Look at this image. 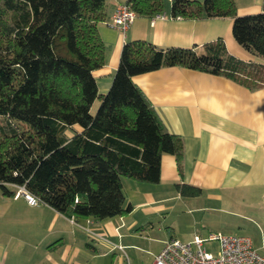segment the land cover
I'll list each match as a JSON object with an SVG mask.
<instances>
[{
	"label": "trees",
	"instance_id": "obj_1",
	"mask_svg": "<svg viewBox=\"0 0 264 264\" xmlns=\"http://www.w3.org/2000/svg\"><path fill=\"white\" fill-rule=\"evenodd\" d=\"M153 17L164 0H127ZM107 0H0V192L24 186L71 218L103 220L132 210L123 177L159 182L161 157L183 156L133 77L163 66L225 76L257 89L264 63L230 53L222 39L200 50L145 40L123 46L112 83L99 91L93 71L105 64L99 23ZM173 17H231L236 41L264 60L262 10L239 14L235 0H172ZM100 100L96 113L91 107ZM186 196L202 189L178 183Z\"/></svg>",
	"mask_w": 264,
	"mask_h": 264
},
{
	"label": "crops",
	"instance_id": "obj_2",
	"mask_svg": "<svg viewBox=\"0 0 264 264\" xmlns=\"http://www.w3.org/2000/svg\"><path fill=\"white\" fill-rule=\"evenodd\" d=\"M126 1L107 0V17L99 23L105 64L93 74L101 93L112 83L124 44L133 40L200 50L222 39L238 58L264 63L236 41L233 18H175L172 0H164V11L153 17L137 15L125 33L110 27L107 21ZM235 1L239 14L262 10L263 0ZM133 80L165 127L183 138L180 161L174 154H163L159 182L123 177L132 210L103 220L93 218L91 225L88 218H71L49 204L31 205L22 195L0 192V264H87L84 254L97 258L111 252V264H116V254L119 264H132L122 243L162 213L181 210L195 221L200 215L205 237L221 232L223 213L244 217L239 209L245 206L254 216L264 217V86L250 89L225 76L178 65L138 74ZM178 183L199 186L202 192L183 195Z\"/></svg>",
	"mask_w": 264,
	"mask_h": 264
},
{
	"label": "rangeland",
	"instance_id": "obj_3",
	"mask_svg": "<svg viewBox=\"0 0 264 264\" xmlns=\"http://www.w3.org/2000/svg\"><path fill=\"white\" fill-rule=\"evenodd\" d=\"M100 104V100L96 99L91 107V112L96 113ZM1 118V116H0ZM243 212L244 217L234 216L232 214H222L223 226L220 231L229 234L246 235L251 237L255 247L264 255V217L254 216L249 207L239 209ZM195 221L190 214H186L179 210L177 212L168 211L154 218L153 222L147 223L146 227L135 231L122 244L131 260L132 264H148L154 256L155 251L161 246L163 239L179 238L182 240L192 239L195 235H199V231L203 232L200 215ZM218 232V231H217ZM206 247L216 254L218 243H206ZM105 251L104 249L99 252ZM121 252V251H119ZM87 264H111L114 253L108 256L102 255L97 258L91 257V254H84ZM116 264H119V255L116 254ZM155 257V256H154ZM124 264H127L126 262Z\"/></svg>",
	"mask_w": 264,
	"mask_h": 264
},
{
	"label": "built area",
	"instance_id": "obj_4",
	"mask_svg": "<svg viewBox=\"0 0 264 264\" xmlns=\"http://www.w3.org/2000/svg\"><path fill=\"white\" fill-rule=\"evenodd\" d=\"M136 16L132 7L123 3L115 9L107 24L125 33ZM15 195L24 196L31 205L41 203L24 186H17ZM93 222V218L88 217V223ZM87 230L97 235L90 227ZM213 242L218 243L216 254L206 247V243ZM151 264H264V256L254 247L249 236L210 232L206 237L197 234L190 240L167 239Z\"/></svg>",
	"mask_w": 264,
	"mask_h": 264
}]
</instances>
